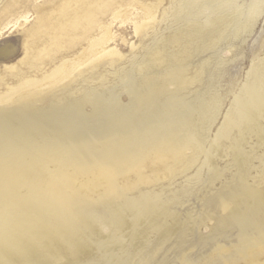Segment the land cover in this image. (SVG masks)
Returning <instances> with one entry per match:
<instances>
[{"label": "rangeland", "instance_id": "374dc122", "mask_svg": "<svg viewBox=\"0 0 264 264\" xmlns=\"http://www.w3.org/2000/svg\"><path fill=\"white\" fill-rule=\"evenodd\" d=\"M21 1L0 0V17ZM26 1L28 22L0 33V46L10 45L0 54V95L40 79L0 102V264H264V0L250 29L198 53L174 44L142 57L152 28L137 37L114 23L109 45L119 54L97 61L86 40L73 50L53 32L81 14L79 0ZM106 7L101 24L113 12ZM37 16L51 30L29 37ZM82 52L79 69L50 78ZM136 61L150 63L149 75L134 70L143 84H118L110 72ZM246 192L263 210L234 230L228 217Z\"/></svg>", "mask_w": 264, "mask_h": 264}, {"label": "bare ground", "instance_id": "6f19581e", "mask_svg": "<svg viewBox=\"0 0 264 264\" xmlns=\"http://www.w3.org/2000/svg\"><path fill=\"white\" fill-rule=\"evenodd\" d=\"M110 1V0H109ZM112 2H108V0H79L80 4H83V7L81 9V14L76 18H71V21L67 23L61 24V26L68 27V30L65 29H54L53 32L57 33V36H59V39L61 42H65L66 47H73V50L79 46L80 44L84 43L83 40H86V46H87V55L92 58V60H100L101 58H111L114 55H118V49L116 46L114 48L110 47V43L115 42L116 39L113 35V32L111 30V27L114 23L119 25L128 24L133 29V35H136L137 37L139 35H142L143 33H146V29L148 27H151V44L149 46H142L140 50H142L143 54L142 57H147L150 52H156L166 49L167 47H173L174 44H179L180 47L185 50L189 51L191 53H198L203 52L205 50L211 49L212 46L215 44V40L219 41H227L229 40V33L232 31V35H239L242 31H245L247 29H250L254 21L258 18L259 14L262 12V0H246L247 2H244L242 0H167L168 6L167 8L163 9L161 12L159 18L156 20V12L160 8V4L163 2V0H159L157 3H154L149 0H129L122 3H119L117 0H111ZM63 3V2H62ZM111 5V10L113 12L111 13L110 20L105 23L101 24V20L96 16L99 12V8H105L108 5ZM19 5V3H15L14 6ZM69 5V4H68ZM78 5V4H77ZM76 5V6H77ZM70 6V5H69ZM125 6V9H122L121 7ZM75 7V5H74ZM103 8V9H104ZM107 8V7H106ZM77 9V8H76ZM102 9V10H103ZM122 9V10H121ZM28 3L26 0L21 1V7L18 10L9 12V17L7 19H2L0 17V33L5 31H10L11 29H15L16 27L20 26L21 24H26L29 20V13H28ZM77 11V10H76ZM75 12V11H74ZM73 12V13H74ZM56 13V12H55ZM56 15V14H55ZM230 17V19H228ZM9 18V19H8ZM95 24L97 23V30L96 33L90 32L89 30V22L93 21L94 19ZM84 22L78 23V22ZM90 22V23H91ZM49 20L45 16H37L36 22L34 24L33 30L29 37H34L38 33H42L44 31V27H48L49 31L51 30L49 26ZM52 23V22H51ZM160 23L164 24L163 29L160 26ZM79 24L82 26V29L85 30V34L83 35V31L78 32L75 31V25ZM96 24V25H97ZM162 24V25H163ZM184 25L186 28H183ZM212 26V28H211ZM229 28V30H228ZM60 30V31H59ZM149 30V29H148ZM166 30L173 31L170 35L166 36L168 33H166L165 37L163 32ZM93 31V30H92ZM217 31V33H215ZM148 33V32H147ZM40 35V34H39ZM243 36V35H242ZM148 38V36H147ZM123 39V38H122ZM139 40V39H138ZM148 40V39H147ZM34 41V40H33ZM125 41V40H124ZM37 42V40H36ZM46 42V41H45ZM144 42V41H143ZM146 42V38H145ZM35 43V42H34ZM39 43V42H38ZM38 43L36 45H38ZM41 43V42H40ZM76 43V44H75ZM42 44V43H41ZM40 44V45H41ZM47 44V43H46ZM136 44V43H135ZM134 44V45H135ZM59 45V44H58ZM131 45V44H130ZM9 44H4L0 46V54H5L9 47ZM45 46V45H44ZM53 46V45H52ZM137 46V45H136ZM178 46V45H177ZM224 46V45H223ZM42 47V46H41ZM133 47V44L131 48ZM138 47V46H137ZM136 48V47H135ZM220 48V47H219ZM65 49V48H64ZM221 49V48H220ZM41 50V49H40ZM85 50V49H84ZM151 50V51H150ZM167 50V49H166ZM216 50V49H215ZM39 51V50H38ZM136 51V50H134ZM68 52V50H67ZM80 52V51H79ZM138 52V49L137 51ZM176 52V51H175ZM60 53V52H59ZM133 53V51H132ZM159 53V52H158ZM156 52V54H158ZM74 54V53H73ZM136 54V53H135ZM138 54V53H137ZM155 54V53H154ZM81 57L74 58L72 61L67 62V58L65 59L66 62L62 63L58 66L54 71H51L52 74L50 75V78L57 79V77L62 80L67 78L73 71H76V69L81 67L83 64V61L80 59L84 56L83 52L80 54ZM121 55V54H120ZM123 55V54H122ZM126 55V54H125ZM134 55V54H133ZM141 55V54H140ZM130 56V55H129ZM150 56V55H149ZM132 57V56H131ZM140 57V56H139ZM152 57V56H151ZM158 57V55H157ZM89 58V57H88ZM119 58V57H117ZM116 58V59H117ZM124 58V57H123ZM138 58V57H137ZM186 58V57H183ZM128 59V58H127ZM126 59V60H127ZM148 59V58H147ZM146 59V60H147ZM88 60V59H87ZM90 60V59H89ZM130 60V59H129ZM133 61V59H131ZM141 60V59H140ZM194 60V59H193ZM62 61V60H61ZM128 61V60H127ZM86 62V61H84ZM91 63V60L89 61ZM114 62V61H113ZM122 62V61H121ZM174 62V61H173ZM115 63V62H114ZM124 63V62H122ZM131 63V61H130ZM128 62L127 64L130 65ZM131 67L129 68H122L123 66H119L120 69H116L117 71L110 72L114 75V78H116L118 81V84L122 85H131L133 84H143V81H137L135 80L137 77L135 75V69L138 68V75L144 76V72L147 71V75H149L150 72V63L148 64H142L139 61L132 62ZM147 63V62H146ZM171 63V62H170ZM211 63V62H210ZM60 64V62H59ZM107 64V63H106ZM125 64V67L126 65ZM187 64V63H186ZM85 65V64H84ZM118 65V64H117ZM86 66V65H85ZM90 66V65H89ZM96 66V65H95ZM107 66V65H106ZM110 65H108L109 67ZM57 67V66H56ZM93 67V66H91ZM105 67V66H104ZM198 67V66H197ZM55 68V67H54ZM88 68V67H87ZM95 68V67H93ZM91 68V70L93 69ZM98 68V67H96ZM95 68V69H96ZM107 68V67H106ZM111 68V67H110ZM53 69V68H52ZM115 69V68H114ZM170 69V68H169ZM112 70V69H111ZM135 70V71H134ZM141 70V72H140ZM167 70V69H166ZM81 71V70H80ZM187 71V70H186ZM43 72V71H42ZM50 72V71H49ZM94 72V71H93ZM98 72V71H97ZM159 72V71H158ZM157 72V73H158ZM48 74V73H47ZM95 74V73H94ZM103 74L100 73V75ZM106 74V73H104ZM192 74V73H191ZM45 75V74H44ZM76 75V74H75ZM79 75V74H77ZM98 75V74H97ZM21 75H19L18 78H20ZM24 76V75H23ZM22 76V77H23ZM106 76V75H105ZM109 76H111L109 74ZM176 76V75H175ZM178 76V75H177ZM186 76V75H185ZM191 76V75H190ZM43 77V76H42ZM78 77V76H77ZM89 77V76H88ZM94 77V76H93ZM96 77V76H95ZM99 77V76H98ZM103 77V76H102ZM158 77V76H157ZM166 77V76H165ZM164 77V78H165ZM32 78V77H31ZM97 78V77H96ZM105 78V77H104ZM146 78V77H145ZM182 78V77H181ZM200 78L202 82H206L207 80L211 79V73L210 69L207 67L201 66V73ZM24 79V77H23ZM27 79V78H26ZM30 79V78H29ZM27 79L17 88H6L9 90H6L4 92H7V94H3V96L0 95V102H4L8 99H10L12 96L17 94L18 92H21L23 90H28V88L36 85L37 81L40 79L38 78L37 81H32ZM36 79V78H35ZM58 79V82H59ZM70 79V78H69ZM72 79V78H71ZM100 79H102L100 77ZM109 79V78H108ZM144 79V78H143ZM150 77L148 78L147 84L150 81ZM156 79V78H155ZM18 80V79H17ZM51 80V79H49ZM84 80V79H83ZM93 80V78H92ZM97 82H96V81ZM95 83H98V80L95 79ZM111 80V79H110ZM154 80V79H153ZM159 80V79H158ZM167 80V79H166ZM71 81V80H70ZM81 81V80H80ZM102 81V80H101ZM105 81V80H104ZM116 81V80H114ZM156 81V80H155ZM160 81V80H159ZM168 81V80H167ZM166 81V82H167ZM176 81V80H175ZM19 82V81H18ZM48 82V81H47ZM50 82V81H49ZM48 82V84H49ZM52 82V81H51ZM87 82V79H86ZM91 82V81H90ZM172 82V81H171ZM53 83V82H52ZM83 82L82 84H84ZM212 83V82H211ZM38 84V83H37ZM42 84V83H41ZM47 84V83H46ZM87 84V83H86ZM91 84V83H90ZM88 83L87 86L90 85ZM100 85V83H98ZM103 84V83H102ZM154 84V83H153ZM161 84V83H159ZM163 84V82H162ZM166 84V83H165ZM13 85V84H12ZM44 85V84H43ZM78 85V84H77ZM109 85V84H108ZM111 85V83H110ZM116 84L113 83L114 88ZM46 86V85H45ZM83 86V85H82ZM95 86V85H94ZM120 86V85H119ZM117 86V87H119ZM143 86V85H142ZM159 86V85H158ZM16 87V86H15ZM81 87V86H80ZM91 87V86H89ZM161 87V86H160ZM165 87V86H163ZM168 87V86H167ZM174 87V86H173ZM83 88V87H82ZM81 88V89H82ZM85 88V87H84ZM102 88H104L102 86ZM110 88V87H109ZM122 87L120 86V89ZM128 88V87H127ZM206 88V87H205ZM211 88V87H210ZM79 89V90H81ZM89 89V88H87ZM95 89V88H94ZM99 89V88H98ZM107 89V88H106ZM117 89V88H115ZM119 89V88H118ZM130 89V88H129ZM157 89V88H156ZM163 89V88H162ZM166 89V88H165ZM187 89V88H186ZM207 89V88H206ZM206 89L204 91H206ZM32 90V89H31ZM84 90V89H82ZM90 90V89H89ZM92 90V89H91ZM126 90V86H125ZM131 90V89H130ZM199 90V89H198ZM211 90H213L211 88ZM96 91V89H95ZM109 91V90H108ZM111 91V90H110ZM114 91V90H112ZM124 91V89H122ZM132 91V90H131ZM3 92V93H4ZM31 91H29L30 93ZM83 92V91H82ZM81 92V93H82ZM87 92V90H86ZM104 92V91H103ZM107 92V91H106ZM129 93V90L126 91ZM27 93V92H26ZM92 93V92H91ZM113 93V92H111ZM115 93V92H114ZM131 93V92H130ZM134 93V91H133ZM179 93V92H178ZM181 93V92H180ZM186 93V92H185ZM184 93V94H185ZM200 94V92H198ZM73 94V93H72ZM71 94V95H72ZM86 94V93H85ZM94 94V93H93ZM98 94V93H97ZM96 94V95H97ZM110 94V93H108ZM125 94V95H126ZM198 94V95H199ZM214 94V93H213ZM20 95V94H19ZM18 95V96H19ZM82 96V94H80ZM95 95V94H94ZM113 95V94H112ZM111 95V96H112ZM123 95V94H122ZM135 95V94H134ZM173 95V94H172ZM181 95V94H180ZM197 94H195L196 97ZM100 96V95H98ZM108 96V95H107ZM110 96V95H109ZM127 96V95H126ZM131 96V95H130ZM169 96V95H168ZM78 97V96H77ZM86 97V96H85ZM90 97V96H89ZM198 97V96H197ZM76 98V97H75ZM74 98V99H75ZM84 98V97H83ZM96 98V97H95ZM128 98V97H127ZM177 97L174 99L176 100ZM80 99V98H79ZM169 99V98H168ZM182 99V97H181ZM199 100V99H198ZM113 101V99H112ZM183 101V100H182ZM111 102V101H110ZM107 103V101L105 102ZM156 103V102H155ZM205 103V102H204ZM94 104V103H93ZM119 104V103H118ZM175 104V103H174ZM209 104V103H208ZM102 105V104H101ZM211 105V104H210ZM107 106V104H106ZM130 106V105H129ZM151 106V105H150ZM186 106V105H184ZM191 106V105H190ZM207 106V105H206ZM108 107V106H107ZM126 107V106H125ZM157 107V106H156ZM201 107V105H200ZM98 108V107H97ZM117 108V107H116ZM205 108V107H204ZM207 108V107H206ZM107 109V108H106ZM113 109V108H112ZM111 109V110H112ZM127 109V107H126ZM163 109V108H162ZM210 109V108H209ZM214 109V108H213ZM93 110V109H92ZM99 110V109H98ZM101 110V109H100ZM164 110V109H163ZM207 110V109H206ZM103 111V110H102ZM129 111V110H127ZM212 111V110H211ZM105 112V111H104ZM155 112V111H154ZM170 112V111H169ZM210 112V110L208 111ZM100 113V112H99ZM150 113V111H149ZM167 113V112H166ZM105 114V113H104ZM151 114V113H150ZM162 114V113H161ZM202 114V113H201ZM114 115V114H113ZM155 115V113H154ZM159 115V114H158ZM202 116V115H201ZM102 117V116H101ZM108 117V115H107ZM159 117V116H158ZM197 117V116H196ZM97 118V117H96ZM161 118V117H159ZM167 118V117H165ZM164 118V119H165ZM171 118V117H170ZM105 119V118H104ZM119 119V118H118ZM190 119V118H189ZM200 119V118H199ZM109 120V119H108ZM182 120V118H180ZM177 120V121H180ZM184 120V119H183ZM188 120V119H186ZM158 121H160L158 119ZM173 121V119H172ZM175 121V118H174ZM173 121V122H174ZM191 121V120H190ZM194 121V120H193ZM164 122V121H162ZM166 122V121H165ZM170 122V121H168ZM182 122V121H181ZM186 122V121H185ZM184 122V123H185ZM202 122V121H201ZM128 123V122H127ZM154 123V122H153ZM171 123V122H170ZM170 123H168L170 125ZM177 123V122H175ZM180 123V122H178ZM101 124V123H100ZM158 124V123H157ZM167 124V125H168ZM194 124V123H193ZM156 125V123H155ZM173 125V124H172ZM195 125V124H194ZM192 126V125H191ZM156 127H158L156 125ZM173 127V126H172ZM183 127V126H182ZM159 128V127H158ZM157 128V129H158ZM193 128V127H192ZM160 129V128H159ZM195 129V128H194ZM197 129V128H196ZM193 130V129H192ZM197 131V130H196ZM195 133V132H194ZM191 141V140H190ZM195 145V144H194ZM200 148V146H199ZM250 193L246 192L244 197H241L244 203V206H241V202H237L238 207L241 206V209L239 211L235 212L233 211V215L231 214L228 219L231 217L233 219L230 220V225L234 230H238L241 228H245L244 222L246 220L254 221L256 220L257 214L260 213L263 210V206L261 205L262 202L256 201V198L254 196H249ZM250 216V217H249ZM228 223V224H229ZM247 228V227H246Z\"/></svg>", "mask_w": 264, "mask_h": 264}]
</instances>
